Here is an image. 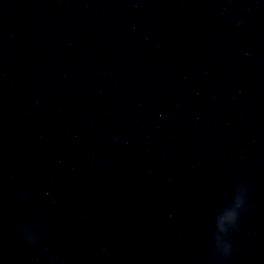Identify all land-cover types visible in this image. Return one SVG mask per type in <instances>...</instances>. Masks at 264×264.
<instances>
[{
    "label": "clouds",
    "instance_id": "obj_1",
    "mask_svg": "<svg viewBox=\"0 0 264 264\" xmlns=\"http://www.w3.org/2000/svg\"><path fill=\"white\" fill-rule=\"evenodd\" d=\"M243 183V181L238 182L235 185V190L233 189V195L230 199V201H225L224 207L227 208L230 204L234 202L235 208L233 210H230L227 212V219L230 222H238L240 219L241 212L245 211V203L248 195V189L243 190V194H239L240 185ZM239 210V212L237 211ZM211 248H209L208 256L210 260V264H226V262L230 259L232 252H233V243L228 244L223 253L220 255H213L211 253Z\"/></svg>",
    "mask_w": 264,
    "mask_h": 264
}]
</instances>
